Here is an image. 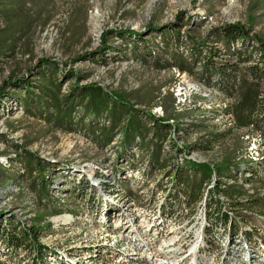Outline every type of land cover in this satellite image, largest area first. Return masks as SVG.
<instances>
[{
	"label": "rangeland",
	"instance_id": "374dc122",
	"mask_svg": "<svg viewBox=\"0 0 264 264\" xmlns=\"http://www.w3.org/2000/svg\"><path fill=\"white\" fill-rule=\"evenodd\" d=\"M233 22L264 38V0H0V88L4 86L0 101V164L7 165V155L21 146L27 160L39 157L58 165L62 174H45L46 198L53 201L60 197L66 202L65 207L76 210L63 209L48 215L47 204L35 206L34 197L44 192L39 186V172L29 166L16 182L6 180L18 175L19 169L23 170L14 162L0 169L3 224L29 226L34 213L48 215L46 221L51 230L42 234L39 241L56 254L54 258L49 256V264H264L263 185L241 186L252 203L231 213L237 212L249 221L238 223L240 242L234 244L228 236L220 240L223 234L220 227L210 234L203 232L201 199L189 202L186 208L183 195L177 192L179 188L168 194L159 186L156 188V183L163 185L166 175L159 182L162 172L145 177L142 165L117 158V141L100 147L84 130L65 132L32 116L24 110L23 88L9 84L30 79L32 86L36 85L39 79L32 72L36 73L41 59H47L58 71L72 69L82 77L80 84L95 82L125 95L142 108L151 110L160 105L164 116L175 117L177 125L193 129L183 134L182 141L200 142L202 146L192 155L196 160L219 163L229 159L237 163L246 159V147L252 144L264 155L260 134L248 128L228 126L232 115L222 112L235 106L238 93L230 97L204 86L197 75L178 74L174 67L157 68L141 44L138 43L137 49L127 47L126 38L114 34L106 36L108 50L96 56L102 46L100 37L107 30L145 32L149 50L157 42L167 48V54L158 53L165 61L176 53L186 55L193 41L209 38L214 28ZM173 23L177 26L170 31ZM149 26L160 30L148 34ZM174 35L179 37L177 41ZM212 45L220 46L213 41ZM211 60L214 65L223 64L225 70L219 78L230 87L234 74L229 68L230 59L221 52ZM197 67L194 71L200 70ZM72 82L73 78L63 82L61 93ZM190 86L194 91L188 90ZM177 87L183 92L182 103H176L173 96ZM193 123L198 126L193 127ZM218 133L222 136L217 142H203ZM134 158L137 159L136 154ZM64 173L70 175L64 177ZM73 177L75 184L82 179L88 183L87 188L99 203L98 211L91 214L69 204L72 197L66 190ZM10 182L17 190L11 193L7 206L2 203L3 191ZM173 195L179 207L174 206L178 209L176 220L163 213L167 203L173 201ZM244 231L255 233L259 239L256 245L242 238ZM216 233L219 235L214 238ZM206 237L213 239L211 244ZM168 242L177 247L175 252L165 249L163 243ZM218 246L222 251L216 249ZM7 253L0 242V264L30 263L24 249L19 254Z\"/></svg>",
	"mask_w": 264,
	"mask_h": 264
},
{
	"label": "trees",
	"instance_id": "16d2710c",
	"mask_svg": "<svg viewBox=\"0 0 264 264\" xmlns=\"http://www.w3.org/2000/svg\"><path fill=\"white\" fill-rule=\"evenodd\" d=\"M176 26L174 23L171 24L169 30H173ZM159 30L160 27L149 26L148 34ZM108 34L126 38L127 47L133 46L137 49L138 43L141 44L148 57L154 59L153 63L157 68L174 67L179 73L188 72L197 75V80L204 86L215 88L230 97L238 93L235 106L222 112L232 115L234 127L237 129H251L264 139L263 37L251 34L244 25L238 22L228 23L214 28L209 38L193 41L186 55L176 53L162 61L158 53L162 51L167 54V48L157 42L154 43L155 48L149 50L150 43L148 44L144 39L145 32L130 29L103 32L100 37L102 46L96 56H101L104 50H108L106 43ZM178 38V36H173L175 41ZM212 41L220 46H211ZM221 52L232 62L229 68L233 69L234 74L230 87H226L219 78L225 70L223 64L214 65L211 60L213 56H218ZM197 66H200V70L194 71L198 68ZM56 67L49 65L47 59H41L35 68L36 73L32 72L39 79L36 85L32 86L30 79H22L21 84L17 83L18 80L9 83L14 87L23 88L24 100L22 102L26 112L65 132L84 130L100 147L117 141V158L130 159L131 161L127 162L142 165V175L145 177L162 172L159 182H163L162 177L166 175L163 185L156 183V188L159 186L166 190L167 194L169 191L174 193V190L179 188L180 191L177 192L180 196L183 195L185 207L189 205V202L193 203L201 199L199 208L201 213L203 212L205 221L203 232L205 234L217 231V227H220L223 232L220 239L222 236H228L235 243L240 242L238 234L241 228L238 223L249 221L237 212L236 215L231 213L238 207L251 206L252 199L249 198V194L241 190L243 184L259 183L264 186V160L245 159L236 163L234 160L223 159L219 163H210L183 158L180 154L185 150L195 152L202 146L200 142L196 143V139L195 142L188 143L183 148L176 145L175 139L183 138V134L187 135L193 130L192 128L180 127L175 123V117L164 116V113L162 117H156L149 108H142L125 95L109 91L95 82L80 84L82 77L72 69L58 71ZM69 78H73V82L65 92L61 93L63 82ZM3 93L4 86L0 88V101L3 99ZM196 126L198 125L193 123V127ZM221 136V133L214 134L203 142L206 144L207 141L217 142ZM16 151L12 155H7V165L0 164V169L10 167L16 162L23 170L19 169L18 175L7 177L6 180L16 182L17 177L24 173L26 167L37 169L40 175L39 186H42L44 192L34 197L35 206L47 204L50 207L48 215L63 212V209L76 212L74 209L65 207L66 202L60 197L52 198L53 201L46 198L48 184L45 174L49 172L62 174L58 171V165L48 163L39 157L27 160L24 157L26 153H22L25 150L21 146L17 147ZM135 154L137 159L134 158ZM24 159H26L25 162H23ZM31 162H33L32 166ZM69 175L63 174L64 177ZM74 179L73 177L70 187L66 190L67 194L72 197L69 204L75 208L80 207L82 211L86 210L91 214L98 211L99 203L96 202L93 191L87 188L88 183L82 179L75 184ZM122 179L125 181L126 178L122 177ZM171 199L173 201L167 203V206L163 208V213L165 217L169 216L176 220L179 217L174 207L177 206L174 201V199L177 201L176 195H173ZM48 215L34 213L29 226H21L20 223L16 225L11 222L3 224L0 220V242L7 249V254H19V251L24 249L29 256V264H49L51 260L49 256L54 258L56 254L54 251H48L39 241L42 234L45 235L51 230L50 223L46 221ZM236 219L241 221H236ZM218 235L216 233L214 238ZM243 237L250 244H255L251 233L244 231ZM211 240L213 241L212 238L206 237L209 244Z\"/></svg>",
	"mask_w": 264,
	"mask_h": 264
},
{
	"label": "bare ground",
	"instance_id": "6f19581e",
	"mask_svg": "<svg viewBox=\"0 0 264 264\" xmlns=\"http://www.w3.org/2000/svg\"><path fill=\"white\" fill-rule=\"evenodd\" d=\"M174 70V69H173ZM178 74H179V72H178ZM183 74V73H182ZM181 81V80H180ZM191 85V84H190ZM193 86V85H192ZM192 86H190L189 87V91L190 92H192V91H194V88L192 87ZM173 96H174V98H175V100H176V103H179V102H183L184 101V97H183V92H181V88H179V87H177L174 91H173ZM181 102V103H182ZM222 105H223V108L225 109L226 108V106H227V104H226V102H224V103H222ZM151 113L154 115V116H156V117H162L163 116V109H162V107L159 105V106H157V107H154V108H152L151 110ZM226 115L227 116H230L228 113H226ZM231 125H233L234 126V121H233V118L231 119V121L229 120V123H228V126H231ZM180 133V132H179ZM177 134V133H176ZM177 136V135H176ZM180 136V135H179ZM172 137V136H171ZM178 137V136H177ZM260 137H261V135H260ZM174 138V137H173ZM262 138V137H261ZM263 139V138H262ZM263 141H264V139H263ZM175 142H176V145L178 146V147H180V148H183V146H185L186 144L182 141V138H179V139H175ZM193 142H195V139H193ZM192 142V143H193ZM114 143V142H113ZM195 152L194 151H190V152H188V151H186L185 150V152H182L181 154H180V156L181 157H183V158H188V159H191V161L192 160H196L195 158H193V154H194ZM246 159H250V160H252V161H261V160H264V155L262 154V152L261 151H257V149H256V147L252 144V145H249L248 147H246ZM196 161H198V160H196ZM7 162V161H6ZM4 164V163H3ZM17 190V188H16V185L15 184H13V183H8L6 186H5V189H4V191H3V201H2V203H3V205H9V203H10V197H11V193H13L14 191H16ZM220 199H222V197H220ZM178 210V209H177ZM30 213V212H29ZM171 214V213H170ZM202 214H203V212H202ZM29 217V216H28ZM23 222V221H22ZM203 228H204V225H203ZM240 233L241 232H239V237H240V240H241V235H240ZM252 235H253V237L252 238H254L255 239V245H256V241H259V239L258 238H256V236L254 235L255 233H251ZM257 235H259V234H257ZM227 237V236H226ZM246 237V236H245ZM261 237V236H260ZM242 238H244L243 237V233H242ZM220 240H222V239H220ZM234 244H235V242L234 241H232ZM226 243V242H225ZM236 243H238V242H236ZM163 246H165V249L168 251V252H170V251H172V252H175L176 251V249H177V247L176 246H174V244H172L171 242H168V243H163ZM216 249L217 250H220V251H222V249H221V247H216ZM169 259H173V257L172 256H169Z\"/></svg>",
	"mask_w": 264,
	"mask_h": 264
}]
</instances>
